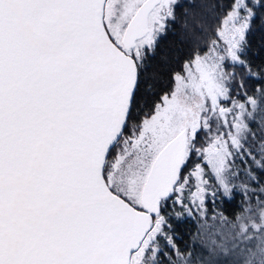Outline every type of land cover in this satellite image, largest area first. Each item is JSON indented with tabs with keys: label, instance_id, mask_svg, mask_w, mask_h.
<instances>
[{
	"label": "snow or ice",
	"instance_id": "1",
	"mask_svg": "<svg viewBox=\"0 0 264 264\" xmlns=\"http://www.w3.org/2000/svg\"><path fill=\"white\" fill-rule=\"evenodd\" d=\"M185 7L0 0V264H264V70L242 58L264 0L221 6L158 95L146 60ZM240 165L255 206L181 250L170 221L206 224Z\"/></svg>",
	"mask_w": 264,
	"mask_h": 264
},
{
	"label": "trees",
	"instance_id": "2",
	"mask_svg": "<svg viewBox=\"0 0 264 264\" xmlns=\"http://www.w3.org/2000/svg\"><path fill=\"white\" fill-rule=\"evenodd\" d=\"M185 7L177 11V19L174 26H170L169 32L163 36L154 53H151L146 60L145 77L150 84L154 85V91L162 95L172 87L171 74L179 70L184 59L191 56L193 50L198 46L201 50L207 47L209 39L214 37L215 29L218 26L219 18L222 15L221 6L227 5L230 0H183ZM187 13V15H185ZM246 55L242 58L254 66V70H264V14L254 21L246 33ZM232 70V69H231ZM235 72L238 78L245 76L244 71L236 67ZM256 79H247L246 85L249 94H253L257 87ZM151 103V100L149 101ZM257 137L261 136L258 126H253ZM239 165V161L237 162ZM239 175L233 178L237 185L234 196L231 200H224L222 197H208V219L205 224L201 216L194 215L182 222L171 220L172 232L175 233L176 243L181 250L193 247L196 249L208 244L209 233L215 232L219 218L212 220L213 214H222L229 222L244 214L249 204L254 205L255 197L249 193L246 197L241 184L247 183L243 172V165L239 166ZM264 179V177H262ZM247 198V199H246ZM204 231V232H203ZM203 233V234H201ZM197 251V250H196Z\"/></svg>",
	"mask_w": 264,
	"mask_h": 264
},
{
	"label": "rangeland",
	"instance_id": "3",
	"mask_svg": "<svg viewBox=\"0 0 264 264\" xmlns=\"http://www.w3.org/2000/svg\"><path fill=\"white\" fill-rule=\"evenodd\" d=\"M231 70V69H230ZM247 199V198H246ZM253 206H255V205H253ZM245 214V213H244ZM194 215H198V216H200L198 213H193V215L192 216H194ZM191 216V217H192ZM234 221V220H233ZM232 222V221H231ZM231 222H229L228 224H225L223 221H219V223H218V225L216 226V228H215V232H212V233H220V232H227L228 230H229V227H230V223ZM204 232V231H203ZM201 234H203V233H201ZM210 234V233H209ZM204 235V234H203ZM205 237H207V236H209V235H204ZM206 246H207V244H205V246H203V247H199V248H197L196 250H197V253H199V252H201V251H203L205 248H206Z\"/></svg>",
	"mask_w": 264,
	"mask_h": 264
}]
</instances>
